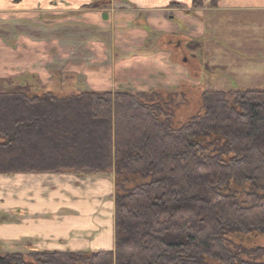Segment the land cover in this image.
I'll return each instance as SVG.
<instances>
[{
    "label": "trees",
    "instance_id": "1",
    "mask_svg": "<svg viewBox=\"0 0 264 264\" xmlns=\"http://www.w3.org/2000/svg\"><path fill=\"white\" fill-rule=\"evenodd\" d=\"M159 93L0 92V174L115 171L116 185L113 250L0 264H264V247L235 240L264 233V89L209 90L179 128Z\"/></svg>",
    "mask_w": 264,
    "mask_h": 264
},
{
    "label": "crops",
    "instance_id": "2",
    "mask_svg": "<svg viewBox=\"0 0 264 264\" xmlns=\"http://www.w3.org/2000/svg\"><path fill=\"white\" fill-rule=\"evenodd\" d=\"M97 1H107L113 10L109 15L108 34L103 35L101 29L106 20L105 8L89 6ZM40 20L47 29L55 22L59 24L58 29L70 31L75 25H96L92 29L101 31V37L91 40L105 43L116 54H111L109 60L113 70L141 64L140 79L145 81L144 88L139 87L140 72L136 73L137 70L132 75L137 85L125 88L131 91L166 89L160 77L165 78L166 67H179L181 59L231 63V54L236 56L232 62H238L231 64L238 77L234 79L237 84H232L264 89V0H218L216 6L207 2L198 8L193 7L192 0H0V92L51 90L56 94L63 91L55 87L49 71L42 76L37 72ZM120 31H125L124 38ZM28 43L29 51L23 48ZM62 44L73 46L67 57L70 61H78L81 56L77 47L84 46L85 39L71 33ZM178 53L181 57L176 56ZM163 62L160 67L159 63ZM73 72V76L88 74L82 69ZM244 74L253 76V84L243 80ZM210 78L216 79L219 75ZM91 84L94 82L88 80L77 87ZM122 84L105 90H116ZM80 91L84 90L76 92ZM34 175L53 178L49 179L54 183L53 189L60 190L69 204L57 211L44 209L36 213L27 208L15 211L17 214L14 212L12 220L0 224V230H5V234H0V242L10 247L8 252L29 253L30 256L34 252L88 253L114 249L116 185L113 171L14 173L15 189L34 188L40 198L47 196L41 192L51 188L45 186L44 180L38 183L40 185H21Z\"/></svg>",
    "mask_w": 264,
    "mask_h": 264
},
{
    "label": "rangeland",
    "instance_id": "3",
    "mask_svg": "<svg viewBox=\"0 0 264 264\" xmlns=\"http://www.w3.org/2000/svg\"><path fill=\"white\" fill-rule=\"evenodd\" d=\"M101 4L99 7L105 8L104 10V19L103 31L102 34H108L111 27L109 23V15L113 12L110 10V6L107 1H97ZM96 2V3H97ZM95 3V2H93ZM91 3L89 6L92 8H97L92 6ZM39 30H38V41H37V72L39 75L49 71L52 75V81L55 87L60 88L57 91L56 95L59 97L69 96L71 94L77 93L78 90H105L117 86L118 83H123L121 89L130 88L128 86L135 87L137 84L135 78L132 75L140 72L139 82L140 88H144L142 83L145 81L140 79L142 73V66L140 63L135 65H129L128 69L122 68L121 70H113V64L109 62L110 55L115 53L110 51V47L101 43V41L91 40L99 39L101 36V31L98 32V29H92L93 24H85L82 27L73 26L72 30L68 29H58V23H51V26L47 29L46 24L42 20L39 21ZM24 28L22 29V34H24ZM105 31V33H104ZM139 33L144 34V32L138 30ZM17 32V31H14ZM135 32V31H134ZM78 34V37L85 39V45L77 47L80 51L79 55L81 56L78 61H70L67 57L69 48L73 46L63 45V41L66 37H70V34ZM122 37L125 36V31H120ZM133 34L132 37H134ZM141 37V36H139ZM47 38V39H45ZM125 41V40H123ZM125 45H123V48ZM27 51L30 50L29 43L26 47L23 46ZM177 57H181V54H177ZM231 63H221L215 60L209 62H202L197 59L189 58L188 61L181 59L179 67H174L170 69L166 67L163 77H160L161 81H165L163 84L167 88L160 89V95L158 101L162 107L161 116L163 119L168 118L174 128H179L185 123H187L191 118L203 114V94L209 90H235L239 88L244 89H257L256 86H247L244 84L243 87L234 86L232 83H236L234 79L236 77L235 71L231 68L232 62L236 59V56L231 54L229 56ZM107 61V62H106ZM80 62V64H78ZM165 62L159 63L164 65ZM125 64V63H124ZM173 64V63H172ZM235 64H238L236 62ZM177 65V64H176ZM81 66V67H79ZM76 69L84 70L88 74L86 75H75ZM168 69V70H167ZM171 70V71H169ZM119 72V74H117ZM185 72V73H184ZM81 73V72H80ZM219 75V78L211 79L215 74ZM77 74V73H76ZM90 74V76H88ZM114 75V76H113ZM117 75L119 77L117 78ZM186 75V76H185ZM243 80H250L253 84V79L251 74H244ZM42 76V75H41ZM116 76V77H115ZM158 78H155L157 80ZM93 81L94 85H89L87 87H77L83 86L84 82ZM45 81V80H44ZM153 81V80H152ZM77 84V85H76ZM237 84V83H236ZM120 86V85H119ZM86 88V89H85ZM119 87L117 89H120ZM116 89V90H117ZM131 89V88H130ZM128 90V89H126ZM152 91V90H151ZM114 177H115V171ZM38 174V173H33ZM6 176H0V224L4 225L3 221L12 220L15 211L19 209H28L31 212H41V210L47 209V211H57L61 209L65 204H69L66 197L55 188L54 183L45 177L38 175L30 176L21 182L22 186L29 185H40L41 181H45L44 184L48 188H51L44 192L42 198L36 192L34 188H26L23 190L15 189V177L13 174H4ZM41 177V178H39ZM43 183V182H42ZM44 187V185H43ZM41 189V188H40ZM68 189V188H67ZM66 189V191H68ZM236 192L240 199L244 198L245 187H236ZM70 193L75 194L73 191ZM30 194V195H28ZM32 194V195H31ZM34 200V202H33ZM17 214V212H15ZM7 224V223H6ZM5 234V230L1 231L0 234ZM239 247H264V233H254L251 236H245L243 239H235ZM233 247H236L232 243ZM10 247L0 242V253L8 252ZM8 250V251H7ZM25 254L28 260H32V257L29 256V253ZM241 257L248 258V256L241 254ZM250 258V257H249ZM257 260H264V257H258Z\"/></svg>",
    "mask_w": 264,
    "mask_h": 264
}]
</instances>
